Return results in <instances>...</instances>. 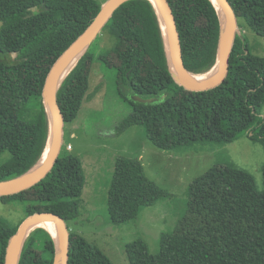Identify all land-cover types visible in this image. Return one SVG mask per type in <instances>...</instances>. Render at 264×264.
<instances>
[{
  "label": "trees",
  "instance_id": "1",
  "mask_svg": "<svg viewBox=\"0 0 264 264\" xmlns=\"http://www.w3.org/2000/svg\"><path fill=\"white\" fill-rule=\"evenodd\" d=\"M168 1L186 68L198 75L209 73L217 63L221 41L215 3ZM229 1L239 25L244 20L264 37V0ZM36 6L39 11L33 10ZM101 7L91 0H0V50L4 53L0 56V158L9 155L0 163V181L24 175L44 154L50 137L42 95L46 77ZM107 24L115 36L111 49L118 50L113 63H103L120 94L124 87L129 92L125 99L130 113L116 127L118 134L142 125L147 138L164 150L225 145L243 135L264 147V56L252 51L243 33H236L223 83L191 91L172 73L159 10L152 0L126 1ZM100 34L58 89L65 122L74 120L82 108L95 58L109 51L96 53ZM134 95L157 101L139 102ZM59 160L36 185L0 197L5 202H22L26 217L43 211L67 217L71 182ZM262 171L264 176V164ZM169 196L168 190L146 175L139 158H116L107 199L113 223L134 220L142 207ZM187 197L185 214L176 228L161 234L159 253L151 254L140 238L127 245L130 264H264V189L258 188L249 171L230 160L218 161L189 184ZM20 223L13 225L0 217V264ZM55 249L51 233L44 227L34 228L18 264H53ZM68 264L114 263L96 244L70 230Z\"/></svg>",
  "mask_w": 264,
  "mask_h": 264
},
{
  "label": "rangeland",
  "instance_id": "2",
  "mask_svg": "<svg viewBox=\"0 0 264 264\" xmlns=\"http://www.w3.org/2000/svg\"><path fill=\"white\" fill-rule=\"evenodd\" d=\"M91 1L102 6L108 0ZM239 21V31L248 38L252 51L264 56V37L244 20ZM113 35L106 26L97 39L96 53L109 51L100 55V59L95 58L82 108L74 120L64 124L62 156L59 155L62 158L58 160L71 182L65 217L69 229L96 244L114 264H130L127 245L140 238L151 254L159 253L161 234L173 231L185 214L189 184L218 161L230 160L249 171L263 190L264 147L243 135L225 145L194 144L184 150H164L147 138L142 125H133L118 134L116 127L129 115L130 107L125 99L129 96L128 89L122 88L120 94L103 63L116 59L118 49H111L115 42ZM118 156L139 158L146 175L171 193L154 205L142 207L136 219L124 224L113 223L107 209ZM7 158L8 154L3 155L0 163ZM0 217L18 225L26 217L24 204L5 202L0 197Z\"/></svg>",
  "mask_w": 264,
  "mask_h": 264
},
{
  "label": "water",
  "instance_id": "3",
  "mask_svg": "<svg viewBox=\"0 0 264 264\" xmlns=\"http://www.w3.org/2000/svg\"><path fill=\"white\" fill-rule=\"evenodd\" d=\"M126 1L128 0H108L107 2H105L92 23L69 46V48L56 60V62L51 67L46 77L42 92L44 104L46 106L50 122V137L46 150L38 163L27 173L18 178L0 181V196L16 194L36 185L42 179H44L54 167L62 151L64 124L66 123L57 99L58 89L73 66L86 52L91 43L101 33L108 21L113 17L116 9H118ZM152 1L156 4L159 10L163 30L164 24L160 8L165 18L167 30L171 39V52L173 61L172 57L170 56V49L167 45L164 31L165 43L169 56L170 68L177 82L191 91L209 90L223 83L228 74L229 56L233 47L235 36L239 31L238 17L230 1L216 0L226 13L227 29L226 32L223 31V23L220 17L221 41L218 60L216 65L214 66V68L216 66H218V68L215 73L211 74V72L214 70L213 68L209 73L204 75H198L190 72L184 64L180 35L178 32L176 19L169 1ZM213 2L215 3L214 0ZM33 10L39 11L38 6L33 7ZM0 56H4V53L1 50ZM68 66H70L69 69L65 74H63L64 69ZM133 99L148 104H153L157 101L155 97L145 98L138 95H134ZM40 220H49L53 222L58 227L60 232V241L58 243L52 232L45 228L51 233L56 243L53 264H68L70 251V229L64 217L51 211L36 212L27 216L20 223L17 232L11 237V240L9 242L4 264H18L23 244L29 233L34 228H37L33 227L35 223Z\"/></svg>",
  "mask_w": 264,
  "mask_h": 264
},
{
  "label": "bare ground",
  "instance_id": "4",
  "mask_svg": "<svg viewBox=\"0 0 264 264\" xmlns=\"http://www.w3.org/2000/svg\"><path fill=\"white\" fill-rule=\"evenodd\" d=\"M214 1L216 3V5L218 7V10H219V13H220V17H221V20H222V23H223V31L226 32V29H227V16H226V13H225L224 9L221 7V5L216 0H214ZM160 12H161V16H162V19H163L164 31H165V36H166V42H167V45H168V47L170 49V56L172 57L171 39H170L168 30H167L165 18H164L163 12L161 11V8H160ZM172 61H173V57H172ZM69 67L70 66H68L67 68L64 69L63 74H65L67 72ZM217 68H218V66H216L214 68V70L211 72V74L215 73L217 71ZM33 227H44V228L48 229L49 231L52 232V234L56 238L57 242L59 243V241H60V232H59L58 227L53 222H51L49 220H40V221L36 222Z\"/></svg>",
  "mask_w": 264,
  "mask_h": 264
},
{
  "label": "built area",
  "instance_id": "5",
  "mask_svg": "<svg viewBox=\"0 0 264 264\" xmlns=\"http://www.w3.org/2000/svg\"><path fill=\"white\" fill-rule=\"evenodd\" d=\"M71 148H72V147H71V145L69 144V145H68V149L70 150Z\"/></svg>",
  "mask_w": 264,
  "mask_h": 264
}]
</instances>
